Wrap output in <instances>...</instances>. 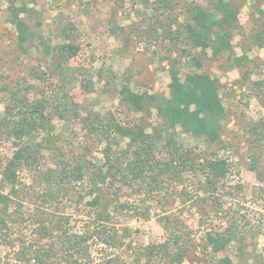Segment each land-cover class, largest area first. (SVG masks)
Listing matches in <instances>:
<instances>
[{"label":"rangeland","instance_id":"obj_1","mask_svg":"<svg viewBox=\"0 0 264 264\" xmlns=\"http://www.w3.org/2000/svg\"><path fill=\"white\" fill-rule=\"evenodd\" d=\"M237 2L242 8L240 27L233 31L232 50L215 58L210 50L195 48L186 32L195 7L211 9L207 0H0V113L4 114L15 92L30 104L47 100L55 143L52 150L44 151L40 167L53 164L57 148L68 157L82 154L104 163L105 144L87 138L85 120L94 115L111 114L122 123L142 120L149 132L161 129L164 121L155 110L140 115L122 105L120 92L125 86L139 94L169 96L173 67L182 81L188 74L203 71L220 80V95L227 111L221 140L227 149L223 150L221 143L209 149L202 139L180 129L178 133L185 147L197 152L213 150L230 161V187L205 202L197 179L188 173L180 180L169 181L157 193L120 189L108 229L119 232L123 245L107 246L93 238L88 243L92 264L109 258L121 264H147L144 250L168 238L164 216L182 222L191 231L188 244L192 247L182 264H210L214 257H229L232 264H264V146L253 149L249 142L250 126L264 120V97L257 94L264 91V38L259 37L264 30V0ZM12 3L26 4L38 13L37 18L29 19L36 37L25 50L19 47L16 30L9 23L8 7ZM41 39L52 46H79L81 51L59 75L53 59L39 45ZM196 59L201 68L196 66ZM238 59L242 60L241 67L231 68L229 63ZM65 101L71 107H56ZM44 137L42 133L38 140ZM124 145L122 142L115 148ZM14 150L8 139L0 142V179L2 165ZM254 152L259 160L258 172L251 169ZM32 174L22 172V182L31 184ZM90 200L78 205L66 203L64 212L70 216L75 234L101 224L95 220ZM25 207L31 214L35 205L30 202ZM230 225L236 226L240 242H233L212 257L206 234L223 232ZM25 232L26 238L34 239L32 227H26ZM16 252L0 242V264H29L21 263Z\"/></svg>","mask_w":264,"mask_h":264},{"label":"trees","instance_id":"obj_2","mask_svg":"<svg viewBox=\"0 0 264 264\" xmlns=\"http://www.w3.org/2000/svg\"><path fill=\"white\" fill-rule=\"evenodd\" d=\"M207 1L212 5L211 9L195 7L186 32L195 48L204 52L210 50L213 57L219 58L232 50L233 31L240 27L242 7L237 0ZM34 16L37 18V11L26 4L12 3L8 7L9 23L15 28L18 45L23 50L36 37L29 22ZM259 37L264 38V30ZM39 45L45 55L53 59L54 70L59 75L81 51L79 46H52L42 39ZM194 61L201 68V62ZM241 65V59L229 63L231 68ZM170 75L169 96L139 94L127 86L120 92L122 105L135 114L150 115L155 110L164 121L161 129L149 132L142 120L122 123L111 114L108 117L94 115L85 120L87 138L105 144L102 164L82 154L68 157L63 149L57 148L58 152L53 153V164L40 167L44 151L52 150L55 143L54 128L47 113L48 102L38 100L30 104L25 96H19V92L12 94L4 114L0 113V142L8 139L15 149L1 169L0 242L15 249L21 263L92 264L88 243L93 238L107 246L118 248L123 245L119 232L115 228L108 229L112 219L110 211L116 206V199L119 200L120 189L157 193L169 181L180 180L188 173L197 179L205 202L216 197L221 189L226 191L230 187L227 182L232 171L230 161L213 150L197 152L185 147L179 142L178 133L180 129L195 139H202L209 149L222 144L221 132L227 111L220 95V80L203 71L188 74L182 81L175 67ZM262 84L257 82L256 85L262 88ZM257 94L264 97V91ZM61 106L64 109L71 107L68 101L60 102L56 107L60 109ZM42 133L46 137L39 141L38 136ZM249 133L253 149L264 146V120L252 124ZM122 142L124 147L115 148ZM221 146L223 150L227 149L224 144ZM250 159L251 169L258 172L256 152ZM26 170L33 172L31 184L22 182L20 177ZM258 175L262 179L261 174ZM87 198L91 199L88 203L94 210L95 220L101 224L89 232L75 234L64 208L67 202L78 205ZM30 202L35 208L28 214L25 204ZM164 217L168 238L162 244L154 243L144 250L145 262L182 264L192 247L188 244L191 231L182 222ZM26 227H32L34 239L26 238ZM240 240L236 226L231 225L223 232L206 234L212 257ZM119 263L115 258H109L98 264ZM210 264H232V261L229 257H214Z\"/></svg>","mask_w":264,"mask_h":264}]
</instances>
